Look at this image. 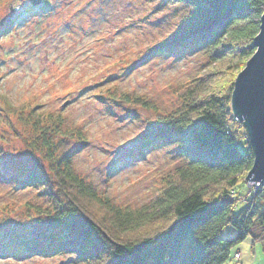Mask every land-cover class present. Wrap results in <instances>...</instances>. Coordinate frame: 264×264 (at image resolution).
Returning a JSON list of instances; mask_svg holds the SVG:
<instances>
[{"label": "rangeland", "instance_id": "rangeland-1", "mask_svg": "<svg viewBox=\"0 0 264 264\" xmlns=\"http://www.w3.org/2000/svg\"><path fill=\"white\" fill-rule=\"evenodd\" d=\"M189 9L175 0H0V264L84 262L71 251L45 255L27 248H55L63 230L48 224L40 210L62 198L40 140L30 142L35 133L19 114H41L54 155L71 153L72 170L118 206L148 202L162 177L182 163L173 128L166 137L151 134L157 119L180 106L173 91L200 73L206 56L188 44L160 52L153 45L179 36ZM124 93L151 107L124 102ZM4 97L24 103L22 109L6 111ZM241 126L237 133L246 137ZM237 145L247 150L242 138ZM21 159L35 164L23 166ZM33 172L51 182L52 195L38 183L20 188L8 179ZM237 203L236 210L244 205ZM235 231L227 224L220 236ZM253 233L258 240L248 235L233 245L227 264H264V231L254 226Z\"/></svg>", "mask_w": 264, "mask_h": 264}, {"label": "trees", "instance_id": "trees-1", "mask_svg": "<svg viewBox=\"0 0 264 264\" xmlns=\"http://www.w3.org/2000/svg\"><path fill=\"white\" fill-rule=\"evenodd\" d=\"M175 1L190 7L185 27L179 36L156 42L153 51L188 44L202 50L206 62L197 76L173 91L180 106L156 120L151 136H169L168 128H173L182 163L162 177L148 202L118 206L72 170L71 153L54 155L51 131L41 114L31 110L30 119L19 114L35 133L36 140L30 142L38 145L40 140L53 188L62 198L57 204L53 195L57 205L39 209L48 224L63 230L55 248L47 252L28 246L30 252L71 251L83 264H227L233 245L248 235L258 240L254 226L264 231V184L252 189L245 184L253 152L245 135H238L240 123L230 108L236 74L254 51L264 0ZM120 96L131 105L151 107L139 95ZM5 102L4 109L13 113L24 104ZM238 138L246 151L239 149ZM8 179L20 188L38 183L41 192L52 195L51 182L40 173ZM240 186L244 192H239ZM239 200L244 205L236 210ZM227 224L236 231L223 238L220 232Z\"/></svg>", "mask_w": 264, "mask_h": 264}, {"label": "water", "instance_id": "water-1", "mask_svg": "<svg viewBox=\"0 0 264 264\" xmlns=\"http://www.w3.org/2000/svg\"><path fill=\"white\" fill-rule=\"evenodd\" d=\"M30 2L38 4L40 0ZM252 44L253 53L234 79L230 108L244 128L253 152L246 179L264 184V10Z\"/></svg>", "mask_w": 264, "mask_h": 264}, {"label": "built area", "instance_id": "built-area-1", "mask_svg": "<svg viewBox=\"0 0 264 264\" xmlns=\"http://www.w3.org/2000/svg\"><path fill=\"white\" fill-rule=\"evenodd\" d=\"M246 139H247V136H246ZM245 184L249 189H252V188H257L260 183L258 181H252V180L246 179ZM234 255L237 257L238 253L236 252Z\"/></svg>", "mask_w": 264, "mask_h": 264}, {"label": "snow or ice", "instance_id": "snow-or-ice-1", "mask_svg": "<svg viewBox=\"0 0 264 264\" xmlns=\"http://www.w3.org/2000/svg\"><path fill=\"white\" fill-rule=\"evenodd\" d=\"M0 163H2V162H0ZM18 163L21 164V165H23V166H27L29 164H32V165L35 164L34 161H30V160H26V159L18 160Z\"/></svg>", "mask_w": 264, "mask_h": 264}]
</instances>
